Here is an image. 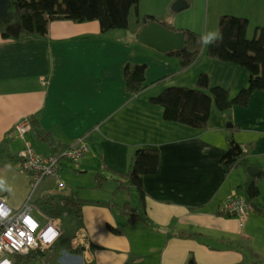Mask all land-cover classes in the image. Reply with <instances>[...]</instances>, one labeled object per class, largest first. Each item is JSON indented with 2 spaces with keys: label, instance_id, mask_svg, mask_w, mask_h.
<instances>
[{
  "label": "crops",
  "instance_id": "0c3cea01",
  "mask_svg": "<svg viewBox=\"0 0 264 264\" xmlns=\"http://www.w3.org/2000/svg\"><path fill=\"white\" fill-rule=\"evenodd\" d=\"M175 1L168 0L169 6ZM212 3L214 14L247 17L248 35L253 24L264 26V0ZM211 5L208 0V8ZM146 24L132 37L102 33L97 20L71 19L51 21L45 37L5 38L0 33V157L16 156L28 144L40 154L51 153L34 129L24 136L13 133L15 125L27 119L31 124L38 120L56 141L72 145L83 139L89 147L81 159L62 164L57 176L43 179L45 185L58 181L59 192L50 185L36 192L42 180L33 194L34 202L71 195L84 202L76 245L70 241L63 251L57 246L58 256L48 264H260L246 249L264 258V215L252 207L244 216L223 211L230 199L244 197L239 186L254 174L243 167L227 172L221 160L233 137L245 147L251 164L261 169L255 175L264 172V90H255L246 106L221 111L214 105L206 129L165 119L163 106L151 101L164 89L195 88L199 75L207 73L212 85L224 86L235 96L247 85L250 71L210 57L206 48L182 68L176 56L139 41ZM129 63L147 64L140 93L126 88ZM142 147L161 155L158 170L144 177L148 223L128 220L122 206L131 196L113 179L104 184L111 187L108 195L83 197L84 177L95 185V175L106 167L126 172ZM32 179L18 164L0 163V198L20 208L31 194ZM68 184L74 191L60 196ZM259 187L258 204L264 209V175ZM78 188L82 192L76 193ZM37 209L45 215L42 207ZM55 223L62 233L60 223ZM78 245L83 251H76Z\"/></svg>",
  "mask_w": 264,
  "mask_h": 264
},
{
  "label": "trees",
  "instance_id": "16d2710c",
  "mask_svg": "<svg viewBox=\"0 0 264 264\" xmlns=\"http://www.w3.org/2000/svg\"><path fill=\"white\" fill-rule=\"evenodd\" d=\"M11 2L10 10L14 13V19L0 21V33L5 38L14 37L7 28L16 22L21 25V34L36 37L47 36L50 22L57 19H71L76 22L97 20L102 33L126 29L129 28L130 12L134 6L138 7L140 0H11ZM143 20L145 23L158 20L184 33V46L167 52L179 59L182 68L196 61L206 48L210 57L239 64L250 71L247 85L235 96H232L230 90L224 86L212 85L207 73L199 75L195 88L171 86L164 89L160 94L153 96L151 101L163 106L165 119L206 129L214 105L221 111H227L235 105L246 106L255 90H264V26L256 27L255 35L249 37L250 21L247 17L222 14L219 17L218 31L222 39L205 46L200 42L203 34L194 29L170 26L151 14L144 15ZM146 70L145 63L126 65L124 72L128 91L140 93L145 89ZM31 129L35 130V135L40 141L48 144L52 154L60 153L71 146V144L56 141L49 131L41 128L38 120L32 119ZM19 161L18 154L16 156L3 154L0 157V163L3 164H18ZM221 161L226 166L227 172L235 167L248 170V166L252 163L245 147L233 137L229 139ZM67 162L71 161H64L63 164ZM160 162L161 155L158 150L138 148L131 157L130 166L126 172L106 167L105 171L95 175V187L100 188L112 179L117 181L119 188L127 190L131 196V200L122 206L128 220L148 223L144 177L155 173ZM263 175L264 172L259 175H249L239 189L244 192L250 207L264 215V209L258 204L261 194L259 182ZM35 204L38 208H43L42 211L46 216L55 220L66 213L64 209H70L78 219H82L83 216L84 202L73 195L60 198L39 197ZM109 227L114 232H120L119 228L112 225ZM76 251H83V247L78 245ZM58 253L57 245L40 243L25 254H18L15 264H48L57 258Z\"/></svg>",
  "mask_w": 264,
  "mask_h": 264
},
{
  "label": "built area",
  "instance_id": "2783aa9c",
  "mask_svg": "<svg viewBox=\"0 0 264 264\" xmlns=\"http://www.w3.org/2000/svg\"><path fill=\"white\" fill-rule=\"evenodd\" d=\"M31 129L30 120L15 125L14 132L24 136ZM89 151L87 143L80 139L69 148L57 154H40L28 144L18 152V165L33 177L31 194L23 205L13 209L0 198V264H15L18 254H25L39 244L51 245L59 236L60 230L55 220L46 217L44 225L34 215L37 208L33 194L39 183L47 176H57L64 161H77ZM229 215L244 216L251 207L243 196L230 199L223 208Z\"/></svg>",
  "mask_w": 264,
  "mask_h": 264
},
{
  "label": "rangeland",
  "instance_id": "374dc122",
  "mask_svg": "<svg viewBox=\"0 0 264 264\" xmlns=\"http://www.w3.org/2000/svg\"><path fill=\"white\" fill-rule=\"evenodd\" d=\"M189 2H190L189 7L178 12L173 9V4L169 6L168 0H140L138 7L134 6L131 10V13H130L131 14V17H130L131 27L126 28V29L112 30L110 32L112 36L114 37H119V36L132 37L133 35H137L135 34V32H137V30L140 28L142 23H144L143 18H144V15L146 14L154 15L156 18L160 19L161 21L165 19L164 21H167V23H170V26L171 25L173 26V24L176 23L179 26L183 25L184 26L183 28H191L198 32H201L202 34L207 33V28H206L207 26H208V32L219 31L220 15L214 14L213 9H212V6H213L212 0H211L212 5L210 6V8H208V0H189ZM255 30H256V26L255 24H253L251 26L249 36L253 37L255 35ZM131 33H134V34L131 36ZM134 41H136V39ZM33 143L37 145L35 141H33ZM38 148L40 149V147ZM83 179L85 183L80 181V184L82 182L83 183L82 185L86 186V188H84L83 190L84 192L83 197H86V199H90V200L94 199L96 194L108 195L107 193H109L110 191L109 189H111V187L106 189V186H109V185H104L105 187L103 186L104 187L103 189H99L95 187L96 189H99V190H96L94 189L95 185L93 184V180L86 178V177H84ZM47 185H50V187H52L55 190H58V187H59L58 181L54 179L50 180L49 184H46V185H45V181L43 180L40 186L38 187V189H36V192H39L41 187H44V186L46 187ZM68 185L69 186L66 187L65 189L60 190V196L64 195V193H69L71 191H74L73 190L74 188L70 187L72 185L70 184ZM91 186L93 188H91ZM100 190H102V193H97V192H100ZM78 191L82 192V190L79 188L76 193H78ZM100 199L103 200V198H100ZM37 208L34 210V215L39 220H41L42 224L44 225L46 217ZM78 221L79 220L77 219V217L74 214H72L70 211H67L66 214H63L62 216H60L57 219V222L60 223L62 233L60 232L61 235L59 234L57 239L52 244L57 245L63 251L65 249H68L69 242L72 241V247H74L76 244L74 245L73 243L77 242L76 241L77 239L74 238V235L76 232V224ZM246 252L250 256V258L254 259V261L260 264L264 262V258L255 254V252L251 250L250 248L246 249Z\"/></svg>",
  "mask_w": 264,
  "mask_h": 264
},
{
  "label": "water",
  "instance_id": "95a60500",
  "mask_svg": "<svg viewBox=\"0 0 264 264\" xmlns=\"http://www.w3.org/2000/svg\"><path fill=\"white\" fill-rule=\"evenodd\" d=\"M183 2L186 3L185 6ZM187 5L189 3L186 0H176L173 3V9L180 11ZM11 6V0H0V21L14 19V13L10 10ZM7 30L18 38L21 34V25L18 22L10 24ZM138 39L161 52L181 49L185 44V35L182 31L174 30L158 20L148 22L138 34ZM248 170L254 175L261 172V169L254 164L249 165Z\"/></svg>",
  "mask_w": 264,
  "mask_h": 264
},
{
  "label": "clouds",
  "instance_id": "9594fccd",
  "mask_svg": "<svg viewBox=\"0 0 264 264\" xmlns=\"http://www.w3.org/2000/svg\"><path fill=\"white\" fill-rule=\"evenodd\" d=\"M220 39H222V35H221L220 32H218V31H210V32H207V33L203 34L200 37V42L203 45L208 46L210 44H213V43L219 41Z\"/></svg>",
  "mask_w": 264,
  "mask_h": 264
}]
</instances>
